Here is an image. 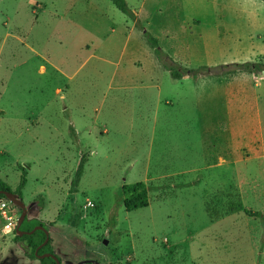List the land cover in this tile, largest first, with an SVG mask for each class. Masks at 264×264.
Segmentation results:
<instances>
[{
  "label": "rangeland",
  "instance_id": "obj_1",
  "mask_svg": "<svg viewBox=\"0 0 264 264\" xmlns=\"http://www.w3.org/2000/svg\"><path fill=\"white\" fill-rule=\"evenodd\" d=\"M37 1V14L38 5H29V0L0 1V179L16 191L27 171L22 199L29 210L26 219L45 223L61 264H264L262 220L256 223L259 227L243 220L232 224L233 217L221 221L220 204L214 197L205 201L204 192L179 197L168 188L166 200L157 193L163 184L193 181L198 175L206 181L205 190L211 189L212 180L220 176L217 170H203L204 153L221 146L219 132L225 124L219 118L222 109L227 114V93L243 78L251 102L246 114L256 116L254 90L264 99V73L198 74L193 79L185 72L177 81L163 73L145 37L148 32L158 39L165 56L196 74L233 63L264 62V1L126 0L138 12L139 24L111 0ZM134 23L135 32L129 34L127 28ZM4 25L22 42L4 39ZM111 28L116 32L110 33ZM131 48L139 52L142 64L131 71V84L110 89L113 63H123L124 70L133 58ZM71 99L92 115L101 105L116 133L77 137L71 131H47L45 124L38 136L36 128L26 131L30 119L50 103L43 117L66 125L72 112H62ZM162 99L172 102L162 104L164 111ZM142 105L153 114L149 120L133 114ZM208 121L216 122L213 132L202 130ZM235 142L229 140V145ZM261 145L247 139L241 148L253 151ZM82 162L84 174L77 181ZM194 167L203 169L190 173ZM168 175L174 178H164ZM135 183L152 188L151 203L127 212L117 205L118 197L124 185ZM39 197L46 199L45 210L36 203ZM231 205L242 208L232 203L225 209ZM13 214L20 216L22 209L14 205L7 217L0 215V264H51L35 258L27 242L15 239V232L4 230ZM22 227L35 228L28 222Z\"/></svg>",
  "mask_w": 264,
  "mask_h": 264
},
{
  "label": "crops",
  "instance_id": "obj_2",
  "mask_svg": "<svg viewBox=\"0 0 264 264\" xmlns=\"http://www.w3.org/2000/svg\"><path fill=\"white\" fill-rule=\"evenodd\" d=\"M4 1V0H0ZM72 1V0H71ZM73 3V2H72ZM47 4V3H46ZM3 5V4H2ZM29 5H32L35 7V5H38V9L35 11H39L40 8V2L37 0H29ZM113 6H115L113 4ZM72 9H76V5L73 4ZM136 12V10H135ZM136 16H138V12L135 13ZM66 18V17H65ZM138 18V17H137ZM73 26H77L79 28H82V25L79 24L77 21H71ZM5 26L4 31V39L5 38H13L17 40L18 42H22L20 38L15 37V35L11 34V31ZM9 27V26H8ZM135 23L134 27L128 26V32L129 34H133L135 32ZM108 31L111 33H115L116 29L111 28L108 29ZM132 41V38L129 36L127 37L126 41V48L130 47V42ZM125 48V49H126ZM139 52L136 49L131 48V57H133L129 62L127 63V67H124V70H122L121 65L123 63L115 62L116 69L115 74L113 77V83L111 84L110 89H113V86L116 88H125L127 85L131 84L128 83L129 77L133 74L131 71L136 70V64H142V60L138 54ZM156 59L159 63L163 73L168 72L166 69L162 66L161 62L158 60L157 55ZM139 57V58H138ZM51 67L54 69L60 71L57 67L53 66L51 64ZM159 68V66H158ZM46 67H41V72H46ZM62 74L63 72L60 71ZM120 75V76H119ZM119 77V82H116V80ZM185 78V77H184ZM183 78V79H184ZM173 79V78H172ZM178 81V80H177ZM180 81V80H179ZM243 84V78L240 83H237L234 87L236 89V93L234 94V88L233 93L229 91L227 94L229 96L228 102H227V114L225 115L223 113V109L221 110L220 120L222 121V124H225V128L220 130V139H221V146L220 148H215L214 151H211V149L205 151L204 153V160L206 162V165L203 168H193L190 170V173L196 172L199 173L203 170H217L219 174V178H216L215 181L212 180L211 189L205 190V183L206 181L201 179V175L197 176L196 179L193 181L187 180V181H177L170 185H161L157 188V193L159 196V199L166 200L167 194H169L170 191H168V188L171 189L173 194H176L177 196L185 195V192L190 193L192 192L194 195L197 196V194H200L204 192L203 196H206L205 201L210 200L208 197H214L215 202H218L220 204V208L222 209V212L226 210L225 208L228 207L229 204L232 203H239L242 205L244 210L249 211L250 213H246L245 211H241L238 206H236V210L228 211L224 214L220 215V220L230 219L231 217L235 218L234 221L235 224L236 221H246L247 225H251L255 223L256 226L259 227L261 220L264 222V110H262V107L264 109V99L260 96L258 91L254 90L255 94V108L256 110V116H249L246 114L247 110L246 108L251 104L248 97H246L248 93V85ZM110 86V85H109ZM196 86V84L194 85ZM201 88H204L205 86L201 85ZM256 87H260L259 84L256 85ZM71 87L67 88V91H70ZM159 89V86H157ZM197 88V86H196ZM224 90H226L224 88ZM61 93V89L58 88L56 90V94L59 95ZM64 99H68L67 95L63 96ZM166 102V105L172 104V102L169 101H162L160 102L162 107V110L164 111V104ZM68 106L64 107L63 114L66 112L71 111L72 116L70 118L65 119L66 125H57L56 121H54L55 117H43V113L46 111V109L50 108V105H46L43 109V112L40 113L37 117H32L30 119V122H28L27 127L25 128L27 132L32 133V128H36V135H40L41 131L43 130V124L46 125L47 131L54 132V133H62L64 131H71L72 133L76 134V136H80L81 133H90L93 135H96L98 138L101 136H110L112 134H115L117 131V128L115 125L109 124L106 117H103L102 115V107L101 105H97L95 108H93V115L91 111L89 112L86 110L85 107H82L80 103L77 100H68ZM147 106H139L135 110V117L139 118V116L146 119H150L153 117V114L148 111L146 108ZM223 107V106H222ZM2 111H0L1 113ZM143 116L140 115V113H144ZM134 119V118H133ZM160 116L157 114L154 116V123L156 124V131L157 126L159 124ZM206 123H209L206 128L202 130H208L213 132L212 126L213 123H216L214 121H208ZM87 124V125H86ZM203 127V126H202ZM247 139H253L258 142V144L261 145V149H254L253 151H246L244 148H241V145L244 144V140ZM261 139V140H260ZM229 140H235V145L230 146ZM260 140V141H259ZM232 144V143H231ZM255 162V166L251 168L250 163ZM189 173V172H188ZM185 173H179L178 175L181 177V175H184ZM186 175V174H185ZM207 174H205V177ZM216 177V176H215ZM164 178H174L169 176H164ZM162 178H158L157 180H161ZM150 180V179H149ZM214 188V189H213ZM258 204V205H256ZM234 207V205H231ZM240 214L241 216H237ZM209 215V214H208ZM210 217V216H209ZM211 219V224L215 225L216 221H213ZM218 224V223H217ZM264 225V224H263ZM251 234H254V231L251 232ZM256 244L259 245V241L253 238ZM177 247V246H175Z\"/></svg>",
  "mask_w": 264,
  "mask_h": 264
},
{
  "label": "trees",
  "instance_id": "obj_3",
  "mask_svg": "<svg viewBox=\"0 0 264 264\" xmlns=\"http://www.w3.org/2000/svg\"><path fill=\"white\" fill-rule=\"evenodd\" d=\"M113 4L116 6L118 10H120L122 13L130 16L132 19H134L137 24H139V21L137 20V16L130 10L128 3L126 0H111ZM264 1V0H262ZM145 37L148 39V41L152 44L154 47V50L156 52L158 60L161 62L162 66L168 71L171 75V77L174 80H182L185 77L186 73H191L193 79H196L198 77V74L201 75V78L209 77V76H222L227 74H238V73H248V74H261L264 73V62H246V63H233L229 65L219 66L218 68H206L210 69L209 73H197L194 71H190L182 67L178 62L170 58L169 56H165L163 49L159 45V40L155 37H152L148 32L145 33ZM84 174V163L82 162L81 166L79 167V170L77 172V181L80 180L82 175ZM28 173L25 170L22 176L21 183L19 187L16 189V191H13L10 187V185L6 182H4L2 179H0V191H10L14 194H16L20 199H23L24 194L23 190L25 189L27 183H28ZM152 188L147 185L146 183H135L130 185H124L122 188V191L118 197V206H124L127 212H133L139 209L148 208L151 203L150 199V191ZM0 199L9 201L5 195H0ZM36 203L39 205L41 210H45L46 207V199L44 197H39L38 200H36ZM239 209L245 211L246 213H250L247 210H244V208L239 206ZM234 211L236 210V206L228 209V211ZM227 210H224V213L228 212ZM112 220H114L113 216L111 217ZM28 222L36 226H45V223L41 219H30L27 218L23 225ZM24 227H21L23 229ZM32 229H29L30 231ZM15 235L17 240L27 242L28 245L33 250V256L35 258H38L36 255V250L40 245H42L46 240V234L43 231H37L33 235H24L19 236L17 232L15 231ZM53 252L51 249L50 241L49 243L44 246L40 251L39 254H43L44 252ZM43 261L49 262L51 264H55V262L48 258Z\"/></svg>",
  "mask_w": 264,
  "mask_h": 264
},
{
  "label": "water",
  "instance_id": "obj_4",
  "mask_svg": "<svg viewBox=\"0 0 264 264\" xmlns=\"http://www.w3.org/2000/svg\"><path fill=\"white\" fill-rule=\"evenodd\" d=\"M0 195H5L6 198L13 203L14 205L20 207L22 209V214L19 216L17 226H16V232L19 236H24V235H33L37 231H43L46 234V240L45 242L38 247L36 250V255L40 260H45V259H52L55 264H61L60 259L54 254V253H45V254H39V251L46 246L49 241H50V234L49 231L45 228V226H37L31 231H23L21 229L24 221L26 220L28 210L25 202L20 199L16 194L10 192V191H0ZM107 244V242H105Z\"/></svg>",
  "mask_w": 264,
  "mask_h": 264
},
{
  "label": "built area",
  "instance_id": "obj_5",
  "mask_svg": "<svg viewBox=\"0 0 264 264\" xmlns=\"http://www.w3.org/2000/svg\"><path fill=\"white\" fill-rule=\"evenodd\" d=\"M0 205H2V207H0V215L2 214L5 217H7V215L12 212L13 207H14V205L12 203L7 202L6 200H3V199L0 200ZM18 219H19V216L15 215V214H13L9 218V222L6 225H11L10 232H15L16 231V226H17ZM5 226H4V229H5Z\"/></svg>",
  "mask_w": 264,
  "mask_h": 264
},
{
  "label": "clouds",
  "instance_id": "obj_6",
  "mask_svg": "<svg viewBox=\"0 0 264 264\" xmlns=\"http://www.w3.org/2000/svg\"><path fill=\"white\" fill-rule=\"evenodd\" d=\"M0 207H2V205H0ZM4 230L5 231H10L11 230V225H6Z\"/></svg>",
  "mask_w": 264,
  "mask_h": 264
},
{
  "label": "flooded vegetation",
  "instance_id": "obj_7",
  "mask_svg": "<svg viewBox=\"0 0 264 264\" xmlns=\"http://www.w3.org/2000/svg\"><path fill=\"white\" fill-rule=\"evenodd\" d=\"M2 200V199H1ZM27 206V205H26ZM27 210H28V208H27ZM28 212H29V210H28ZM28 215V214H27ZM46 228V227H45ZM45 253H54V252H44L43 254H45Z\"/></svg>",
  "mask_w": 264,
  "mask_h": 264
}]
</instances>
